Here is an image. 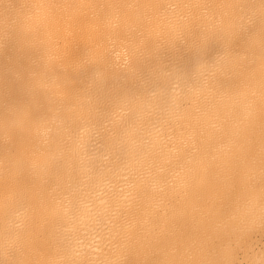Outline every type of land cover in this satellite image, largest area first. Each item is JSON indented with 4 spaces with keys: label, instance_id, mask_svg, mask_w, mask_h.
I'll return each mask as SVG.
<instances>
[{
    "label": "bare ground",
    "instance_id": "6f19581e",
    "mask_svg": "<svg viewBox=\"0 0 264 264\" xmlns=\"http://www.w3.org/2000/svg\"><path fill=\"white\" fill-rule=\"evenodd\" d=\"M0 264H264V0H0Z\"/></svg>",
    "mask_w": 264,
    "mask_h": 264
}]
</instances>
